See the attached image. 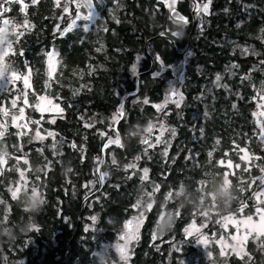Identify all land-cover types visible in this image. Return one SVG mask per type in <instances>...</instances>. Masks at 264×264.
<instances>
[{
  "label": "trees",
  "instance_id": "16d2710c",
  "mask_svg": "<svg viewBox=\"0 0 264 264\" xmlns=\"http://www.w3.org/2000/svg\"><path fill=\"white\" fill-rule=\"evenodd\" d=\"M23 1L29 17H20L19 11L13 20L5 17L16 29L5 61L14 66L9 76H27L30 88L23 96L20 79L12 81L0 96V121L8 119L2 110L7 108L9 113L11 99L16 97L25 120L40 121L32 129L55 136L30 143L25 137L18 140L8 127L0 140V153L7 156V169L0 172V199L9 208L0 211V264H104L94 260L93 253L121 233L139 195L140 179L133 165L147 169L148 187L157 189L128 264L204 263L196 240L187 234L188 226L201 227L207 220L202 231L217 233L223 218L251 215V196L260 183L255 178L262 176L264 168V149L254 136L257 132L259 138V127L251 116L255 107L251 98H258L264 89V0H210L200 22L193 26L192 21L183 39L173 38L176 50L157 37L160 29L152 22V17L165 13L161 1L124 0L119 24L108 23L105 32L76 30L61 36L51 32L61 11L54 0ZM200 1L208 2L195 0L197 5ZM146 41L147 50L165 64L184 60L178 48L187 49L189 44L192 53L183 64L184 101L170 107L166 115L175 135L164 154V147L140 141L136 128L154 120L155 104L163 97L164 80L151 78L155 62L150 72L151 66H144H148L146 60L141 64L139 73L147 71L138 74L142 82L139 85L138 79L137 94L123 101V112L120 109L113 127H107L121 97L135 90L136 79H130L128 67L136 55H144ZM245 46L251 50L246 56L241 53ZM49 52L57 54L53 77L46 70ZM41 97L60 106L53 121L48 118L51 115L44 119L36 112L34 105ZM138 97H145L147 103H131ZM91 121L93 126L84 125ZM118 137L119 143L105 151L99 189L96 170L102 149ZM244 151L249 161L241 159ZM19 172L24 173L26 194L13 200L7 187L18 182ZM220 175L225 186L233 185L236 192L229 210L217 209L215 201L206 202ZM91 182L95 187L88 192ZM34 190L41 196L35 207L27 201ZM168 194L176 195L167 200ZM169 224L173 227L165 230ZM245 250L242 258L231 255L211 262L264 264V237L249 240Z\"/></svg>",
  "mask_w": 264,
  "mask_h": 264
},
{
  "label": "rangeland",
  "instance_id": "374dc122",
  "mask_svg": "<svg viewBox=\"0 0 264 264\" xmlns=\"http://www.w3.org/2000/svg\"><path fill=\"white\" fill-rule=\"evenodd\" d=\"M8 1H14V2H20V8L22 9L23 2L20 0H8ZM56 4H58V8H60V13L66 17H59L57 19V24L54 25V28L52 29L54 33L58 32V35H64L66 33H70L76 30H81L83 32H90L91 30H97L99 32H105V29L108 27V23L113 24H119L121 17L124 15L122 14V11L124 10V0H110L109 5L105 6V8L98 7L95 9L93 13L88 12L87 10H83L81 6L77 3V0H54ZM147 1V0H146ZM149 1V0H148ZM161 1L162 3V9L163 7L166 10V16L163 17V15L157 17H152L153 24H156L155 29H160V32L169 34L168 36H171L172 38L176 39H183V32L187 31V26L182 23L180 20H173L169 16V12L172 10L169 5L172 4V0H157ZM156 1V7L155 11L156 14L159 13V3ZM191 1L190 9H191V16L194 13L195 16L192 18V20H195V23L200 22V16L205 14L199 10L198 6L202 8L203 4L202 2L197 3ZM179 0H175L174 7H177V3ZM151 3V2H150ZM208 3V2H205ZM76 5H79L76 7ZM189 9V10H190ZM164 10V9H163ZM77 14H79L80 19H77ZM155 14V13H154ZM84 17H88V19H84ZM193 17V16H192ZM72 20H76V27L73 28L70 32H65L64 29L67 28L68 24L72 22ZM158 23L160 25L158 26ZM85 28L87 29L85 31ZM163 29V30H162ZM174 32H179L178 36H174ZM182 50V51H180ZM189 50V49H188ZM184 48H179L177 51L184 52V60L181 62L176 63H170L165 64L161 58L157 59V55H154V53L148 49V55L153 56L156 60V69L151 75V78L154 80L160 79L164 80L166 86L163 92L162 99L157 102L155 105H163L161 108L156 109L157 115L155 116L154 120L149 121L144 127L136 126L137 128V135L143 142H146L149 147H164L162 150V153H166L167 149L171 143V140L175 134H173L174 128L167 124L166 122V115L168 112V109L170 107H176L177 104L174 102L176 100H179V97L182 96L183 99L179 100V106L184 101V96L182 93L183 85H184V78H183V64L186 59H189L190 56H192L191 51H188ZM251 52L250 48L248 46L241 48V53L246 56ZM49 53L53 54V58L49 59ZM46 58V70L47 75L50 77H53L56 66L58 64L57 62V54L55 52H49ZM8 55V54H7ZM145 55L138 54L134 57V60L128 67V73L130 75V79L134 80L136 76L139 74L140 66L144 63ZM4 60L0 59V69H4L6 66H4ZM135 65V72H133V66ZM13 74L8 75L5 77V82H2L3 79H0V96L3 95L9 86L11 85L12 81H16L20 79L21 85L23 87V96L25 95L26 91L29 90L30 84L29 79L27 76H23L20 78H13ZM16 77V76H15ZM122 93L125 92L123 86H121ZM175 91L178 93L177 96H173L172 93ZM116 95L119 96V92H115ZM43 98V99H42ZM120 98V97H119ZM253 99V100H252ZM13 101H15V105H13ZM18 99L12 98L10 106L8 108L9 115L6 119V117L9 113L7 112V108H3V121H0V134L8 130V127L13 128L16 132V136L18 137V140L22 137H25L26 140H30V143L33 142H44L47 138H50L53 140L55 134L50 131H41L39 129H32L31 126L34 124H38L40 121H36L35 123L30 120H27L26 124V114L25 110L22 106L18 105ZM145 101L147 99L145 97H138L133 100H131V103H142L146 104ZM167 101V102H166ZM251 101H255V107L253 108V112H251V116L254 119V122L259 127V138L256 134L255 136V142L258 144V146L261 145V147L264 149V89L259 93V97L256 98L253 96L251 98ZM24 104H26L24 102ZM254 105V102H253ZM35 106V107H34ZM33 107L35 108L36 112H38L42 118L46 119L44 115H51L50 121H53V118L55 115L59 114L61 112L60 106L56 104L52 99L48 97H41L38 99L36 105ZM18 109V110H17ZM20 109H23V113L21 114ZM123 112V107L121 108V113ZM118 113L117 111H114L110 114V118L108 119V128H112L115 122L118 119ZM27 126H20L19 120H23ZM41 119V118H40ZM85 126H93V121L84 124ZM161 125H163V128H161ZM151 127V131H149V128ZM163 132V135L161 133ZM175 133V130H174ZM157 137H159V142L157 141ZM5 138V137H4ZM3 138V139H4ZM116 140L115 138H111L109 142L114 143ZM21 147V145L19 146ZM54 149H56V146H54ZM244 161H249L250 156L248 155V152L244 151V153L241 156ZM18 161L25 162V159L18 158L16 159ZM10 161V160H9ZM7 169V156L5 153H0V172L5 171ZM133 173L135 175L139 176V184L137 185V191L138 196L135 199V203L132 207L133 214L131 215V218L128 219L123 227L121 233L116 237V239L112 242L101 244L98 246L96 251L93 253L94 260L100 261L104 264H128L129 260L132 255V251L135 247V244L139 238L141 227L143 225V222L145 221L146 214L150 211V208L152 207L153 200H152V192L157 189L155 185L148 187V178L144 179V170L145 169H138L137 166H132ZM263 169L260 170V173L262 176L256 177L257 182L256 187L258 189L254 192V194L251 196V201H253V209L251 215H241L238 214V216H228L223 218L221 222L219 223L220 229L217 233H210L207 234L206 232L202 231V228H204L206 225H208V221L204 220L201 224V227L190 224L187 228V234L188 236L192 237L196 240V247L198 254L201 255L200 258L203 259L204 263L200 264H213L211 262L212 259L216 260L217 257L223 258V257H229V256H235L237 258H242L246 255V244L249 240H261L262 237H264V221H261V215H264V173ZM24 173L19 172V180L18 182L14 184H10L7 188L9 190V194L13 200L18 199L19 196H23L26 194V186H25V180H24ZM263 178V184L262 180ZM95 187V183L91 182L87 189L88 192L92 191ZM180 192H177V195H179ZM176 194H168L166 196L167 200H171L174 198ZM26 196V195H25ZM27 201L29 204L33 207L38 205L41 202V196L37 191H32L31 194L27 196ZM257 209H260L261 211L258 212ZM0 211L5 212L9 211L8 206L6 205L5 201L0 199ZM204 217V215H203ZM248 217H251V221L249 223H244L247 221ZM131 222V224H129ZM126 225H129V228H126ZM136 229V238L131 240L127 243L126 249H125V258H122L120 247L125 245V241L121 239L122 236H124L126 233L129 232V229ZM94 229V227L92 228ZM246 237V239H245ZM214 254H218L214 258ZM199 260V258H198ZM197 260V261H198ZM197 264V263H196Z\"/></svg>",
  "mask_w": 264,
  "mask_h": 264
},
{
  "label": "flooded vegetation",
  "instance_id": "af4514ba",
  "mask_svg": "<svg viewBox=\"0 0 264 264\" xmlns=\"http://www.w3.org/2000/svg\"><path fill=\"white\" fill-rule=\"evenodd\" d=\"M20 1V0H19ZM22 2H24L23 0H21ZM110 2V0H90V6H91V12L90 13H93L94 11H95V9H97L98 7H100L101 9L102 8H105V6H108L109 5V2ZM184 1H186V0H179V2L177 3L178 5H177V7L175 6L174 7V9H176V10H178L185 18H186V21H187V23H185V22H182L183 24H185L186 26H187V28H190L191 26H192V16H191V9H190V5L192 4L191 3V1L190 0H187V2H184ZM53 3L57 6L58 4H56L55 3V1H53ZM77 3L81 6V8L83 9V10H87L86 8H85V6L83 5V3H82V1L81 0H77ZM78 5H76V7H77ZM183 6H185V9H182L183 8ZM5 7H7L8 8V11L7 12H2V13H0V27H2L3 25H4V20H7L5 17H7V15L9 16V17H11L12 18V20L14 19L13 17H16V12L17 11H19V13H20V17H29V15H28V12H27V6H23L22 7V9L20 10L19 9V7H20V2H14V1H8L7 3H5ZM163 11L165 12V13H163V17H167L166 16V10H165V8L163 7ZM190 9V10H189ZM88 11V10H87ZM5 13H7V14H5ZM4 14H5V16H4ZM4 16V17H3ZM127 16H129V15H127ZM169 16H170V12H169ZM58 17H66V16H64V15H62L61 13H60V15L58 16ZM173 20H175V19H173ZM178 21V20H177ZM7 23H9V21L7 22ZM163 30V29H162ZM161 31V30H160ZM159 31V32H160ZM52 32V34H58V32H56V33H54V31L52 30L51 31ZM14 33H16V29L13 27V29H12V34H14ZM160 34H166V33H163V32H160ZM166 35H168V34H166ZM173 40H175V39H173ZM189 41V35H188V37H187V42ZM168 42V45H170L171 46V42H169V41H167ZM179 49V48H178ZM181 49V48H180ZM152 51V50H151ZM180 51H182V50H180ZM180 51H178V53H182V52H180ZM188 51H190V50H188ZM3 52H6V55H7V47L6 48H4L3 49ZM147 52H148V50H147ZM6 55H3V57H2V60H4V62H5V60H6ZM151 58H153V60H154V62H155V65L154 66H156V60H155V58L151 55L150 56ZM145 60H146V62H148V66H147V64L146 63H144V66H146L147 67V69H149V67L151 66V61H150V58L149 57H145ZM145 71H147V70H144V71H142V72H140L139 74H141V73H143V72H145ZM153 74V73H152ZM151 74V75H152ZM137 77V76H136ZM141 78L142 77H140L139 78V85H140V83L142 82V80H141ZM136 79V78H135ZM2 82H3V80H2ZM134 84H135V82H134ZM139 88V87H138ZM129 93V92H128ZM128 93H126V94H128ZM125 95V94H124ZM4 115V114H3ZM9 115H11V113H9L6 117H8ZM26 121V120H25ZM26 124H27V121H26ZM25 124V122H24V119L23 120H19V124L18 125H20V126H27ZM6 136V132L5 133H3L2 135L0 134V140H1V138H4Z\"/></svg>",
  "mask_w": 264,
  "mask_h": 264
},
{
  "label": "clouds",
  "instance_id": "9594fccd",
  "mask_svg": "<svg viewBox=\"0 0 264 264\" xmlns=\"http://www.w3.org/2000/svg\"><path fill=\"white\" fill-rule=\"evenodd\" d=\"M15 27V24L9 20V23L4 24L0 27V55L3 53V49L6 48L9 43L13 42V34L12 29ZM6 67L4 69H0V79H4L9 75V73L14 69V66L11 62L5 61ZM236 199V192L233 185L225 186V182L223 180V176L220 175L217 182V187H215L209 194L206 196V202L211 204L213 201L216 202L217 209H225L228 210L231 208V204ZM224 212H222L223 214ZM167 227H173V225L169 224L165 226V230ZM3 245L0 244V247Z\"/></svg>",
  "mask_w": 264,
  "mask_h": 264
},
{
  "label": "snow or ice",
  "instance_id": "6c2138e0",
  "mask_svg": "<svg viewBox=\"0 0 264 264\" xmlns=\"http://www.w3.org/2000/svg\"><path fill=\"white\" fill-rule=\"evenodd\" d=\"M7 2H8V0H0V13L7 12L8 11V8L5 7V3H7ZM174 4H175V0H172V4L169 5V7L172 8L173 12H175ZM209 4H210V0H208V3H204L203 6H202V8H200L199 6H198V8L204 14H207L208 13ZM175 16H176V18L178 20H181V21H184L185 23H187V21L185 20V18L179 16L178 13L175 14ZM77 19H80L79 14H77ZM84 19L87 20L88 17H84ZM7 22H8V20H4V24H7ZM25 25H27V21H25ZM75 27H76V20H72V22L70 24H68L67 28L64 29V31L65 32H70ZM86 30L87 29L85 28V31ZM173 35L174 36H178L179 35V32H174ZM3 55H6V52H3L2 55H0V59H2ZM52 58H53V54L52 53H49V59H52ZM157 59H159V57H157ZM133 72H135V65L133 66ZM13 78L15 79L17 77H15V75H14ZM216 79H217V81H219L221 78L219 76H217ZM172 95L173 96H177L178 93H176L175 91H173ZM182 99H183V97L180 96L179 97V100H182ZM179 100L174 101L177 104V107H179ZM145 103H147V101H145ZM13 105H15V101H13ZM155 107L161 108V107H163V105H155ZM20 112L22 114L23 113V109H20ZM161 128H163V125H161ZM149 131H151V127L149 128ZM262 131H264V130H262ZM173 134H175L174 133V130H173ZM161 135H163V132L161 133ZM157 141L159 142V137H157ZM241 151H243V149H241ZM147 177H148V170L145 169L144 170V177L143 178L144 179H147ZM101 180H102V178H101ZM257 211L260 212L261 210L260 209H257ZM251 219H252L251 217H248L247 221H245L244 223H246V224L249 223L251 221ZM261 221H264V215H261ZM129 224H131V222H129ZM126 228H129V225H126ZM135 238H136V229H131V228L129 229V232L128 233H126L124 236L121 237V239L125 241V245L119 246L120 247V251H121L122 258H125V249H126L127 243L130 242L131 240L135 239ZM245 239H246V237H245Z\"/></svg>",
  "mask_w": 264,
  "mask_h": 264
},
{
  "label": "water",
  "instance_id": "95a60500",
  "mask_svg": "<svg viewBox=\"0 0 264 264\" xmlns=\"http://www.w3.org/2000/svg\"><path fill=\"white\" fill-rule=\"evenodd\" d=\"M81 1H82L83 5L85 6V8L88 10V12H91V6H90L91 3H90V0H81ZM193 2H194V0H193ZM177 13L179 14V16L184 17V16H183L178 10H176V9H175V12H173V10L170 11V17L173 18V19L178 20V19L176 18V16H175V14H177ZM192 16H193L192 18H194L195 14L193 13ZM184 18H185V17H184ZM185 20H186V18H185ZM180 21H181V20H180ZM192 21H193V26H195V20H192ZM182 22H184V21H182ZM157 37L160 38V39H163V40H166V41L171 42V45H172L173 49L176 50L175 41L173 40L172 37H170V36H168V35H166V34H159ZM147 44H148V41L145 42L144 47H143V53H144L145 56H149V55H148V52H147ZM188 49H189V44H188L186 50H188ZM184 53H185V51H184L182 54H184ZM151 63H152V65H151V68H150V70H149L148 72H150V71L152 70V68H153V63H154L153 59H151ZM139 76H140V75H138V76L136 77L135 90L132 92V94H131V95H128V96H125V95H124V96L121 97V99H120V103H119V105H118V107H117V113H120V109H121L122 103H123V101H124L127 97H129V96H135V95L137 94V91H138V79H139ZM114 128L116 129V125H115ZM119 141H120V138L118 137L114 143H110L108 146H106V147H104V148L102 149V152H101V164L99 165V167H98L97 170H96V178H97V181H98V183H99V189H100V187H101V181H100V175H99V172H100L101 167H102L103 164L105 163V151H106V149H107L108 147H111V146H113V145H117V144L119 143ZM95 194H96V192H94V193L88 195V196L84 199L82 207H84L85 203H87V201H88L90 198H92Z\"/></svg>",
  "mask_w": 264,
  "mask_h": 264
}]
</instances>
